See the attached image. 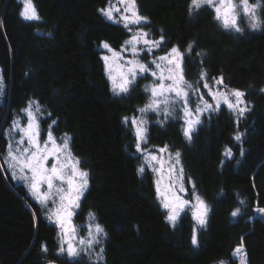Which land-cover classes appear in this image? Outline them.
<instances>
[{
	"label": "trees",
	"instance_id": "obj_1",
	"mask_svg": "<svg viewBox=\"0 0 264 264\" xmlns=\"http://www.w3.org/2000/svg\"><path fill=\"white\" fill-rule=\"evenodd\" d=\"M112 1L31 0L39 19H27L24 0H0V264H239L233 252L241 245L247 264H264V213L258 211L264 209V26L252 29L241 12L237 33L224 29L208 6L190 15V0H136L148 19L144 28L155 39L164 35L163 52L175 46L184 53L190 82L202 72L209 80L222 76L224 86L246 94L243 117L221 106L203 116L190 141L181 117L150 120L147 143L179 151L190 194L208 204L203 226L190 210L173 226L155 174L136 151L131 123L149 101V78L116 95L106 71L103 44L120 49L132 35L104 15ZM30 101L42 109V133L51 125L55 136L69 134L89 173L75 220L83 232L84 222H96L105 235L77 261L59 254L58 226L5 163L8 129ZM194 229L198 247L191 243Z\"/></svg>",
	"mask_w": 264,
	"mask_h": 264
},
{
	"label": "snow or ice",
	"instance_id": "obj_2",
	"mask_svg": "<svg viewBox=\"0 0 264 264\" xmlns=\"http://www.w3.org/2000/svg\"><path fill=\"white\" fill-rule=\"evenodd\" d=\"M24 3L25 9L22 15L27 19H39L31 0H24ZM117 5H122L123 10H121V7L111 4L107 10H102L107 19L114 23H122L123 27L129 32L133 31L132 26L138 27H136L135 34L131 35L130 39L126 40L122 46V51H130L132 58L125 61L127 70L121 71L118 79L111 75L112 65L108 63L109 57H103L106 71L109 72V79L112 81L114 94H128L137 76L149 73L152 65H154L157 71H151V75L155 80L150 89L148 87L145 89V91L150 90V100L144 107L139 109L140 113L145 114L151 111L158 115L162 114L164 120H168L176 118L175 113L178 111L176 105L181 104L179 111L183 113L182 119L184 120L182 131L185 139L189 141L192 139V135L196 131L197 126L202 122L201 115L204 112L217 111L221 104L226 105L230 110L236 112L238 118L243 117L244 113L248 111L244 100L246 94L238 89H228L226 85L224 86V90H220L217 87L213 91L212 87L205 82L203 87L208 89L207 95L211 96L214 101V103H210L204 98L203 93H199L198 88H194L192 84L185 80L182 66L184 53L177 47H172L165 55L154 58L148 64L141 62L138 59L141 52L150 54L154 49H159L164 43V35L162 34L159 39H154L151 38L150 32L144 30V27L148 24V19L139 14L136 0H117ZM203 6H208L213 9L215 13L214 18L226 30L237 33L241 31L238 23L241 9L243 16L247 18L252 29H258L264 26V19L257 14V9L261 8L260 0H257L256 3H250V0H240L239 6L234 3V0H190L189 14L191 15L193 11L200 10ZM114 13L120 14L118 19L114 16ZM103 47L112 52L113 61L124 59L120 52L112 50L107 43H104ZM192 50L193 45L190 44L187 52H191ZM205 76L206 73L202 72L201 79H204ZM213 80L216 85L223 84L222 76L219 79L213 78ZM2 90V87H0V92ZM190 90L199 93V103H197L195 108L190 107ZM261 91H264V89H261ZM22 112L26 114L27 124L22 126L19 119L13 121V127L7 134L9 137L12 136L13 132H19L21 135L20 139L16 140L15 143L11 139L9 140L5 163H7L10 169L19 167L22 173L27 170V173L31 174L30 176L25 174L21 179L30 180L31 191L41 203H46L50 199L58 197L59 206L54 214L64 237L61 241L59 254L64 255L66 253L70 260L77 261L80 253L85 248H79L73 242L76 236V228L70 223V220L74 214V209L79 207L80 198L88 187L89 173L79 167V159L72 155L69 146L71 137L67 136V134L63 137L62 143H57L50 125L49 131L47 132V139L41 141L39 120L36 115L40 112V105L38 103L30 101L28 106L22 109ZM124 122H128L127 117L124 118ZM55 123L53 121V124ZM131 123L135 127L136 151L145 153V162L152 167L154 172H159L162 176L165 161L159 155L153 154L141 146L142 142L144 144L147 143V128L145 126L147 121L143 118L138 119L133 117ZM160 123H163V121H160ZM242 135V133H237L235 140L240 141ZM166 151L167 145L159 149V152ZM243 154V150H241V155ZM180 155L179 151L175 152L173 164V157L169 154L167 171L170 179L163 191L160 187L161 180L157 179L156 181L158 198H162L161 203L168 210L166 218L173 226L176 225L181 211L190 203L177 194V190L171 182V175L175 170V165L180 164ZM225 155L231 156V150H226ZM156 165H159V168ZM144 170V167L139 168V172L141 173ZM13 176L15 178V172H13ZM179 178L181 180L183 178L182 167L179 169ZM42 185L47 186V191H41ZM184 191L185 189L181 183L178 192ZM195 199L197 203L193 205L196 209L193 212V216L198 224L203 226L206 223L207 205L198 195L195 196ZM258 211L264 213V209H258ZM239 213L240 209L236 208L232 211L231 215L236 217ZM89 215L94 221V215L91 213ZM88 231V237L80 238L78 243L84 245L87 249H92L94 245L100 243V237L105 235V233L103 227L98 223L90 224ZM191 243L194 247H198V238L195 229L192 233ZM43 250L47 251V248L45 247ZM102 252L103 249H101ZM233 255L240 258V264H247V256L243 251L242 245L234 250ZM99 258L103 259L102 255ZM220 264H225V262L221 261Z\"/></svg>",
	"mask_w": 264,
	"mask_h": 264
},
{
	"label": "rangeland",
	"instance_id": "obj_3",
	"mask_svg": "<svg viewBox=\"0 0 264 264\" xmlns=\"http://www.w3.org/2000/svg\"><path fill=\"white\" fill-rule=\"evenodd\" d=\"M234 3L237 5V6H239L240 5V0H234ZM111 5H116V6H118V7H121V10H123V6L122 5H117V0H113L112 1V3H110ZM33 5V4H32ZM34 6V5H33ZM136 6H137V9H138V5H137V2H136ZM110 7V5L107 7V9ZM24 9H25V4H24V7H23V11H24ZM106 9V10H107ZM138 11H139V9H138ZM241 12H242V9H241ZM139 14L141 15V13H140V11H139ZM119 13H114V16L118 19L119 18ZM141 16H143V15H141ZM240 18V17H239ZM239 20V19H238ZM133 27V31H132V35L133 34H135V31H136V27H138V26H132ZM144 30L145 31H148L146 28H144ZM151 38H153L152 36H151ZM155 39V38H154ZM110 46V45H109ZM104 48V47H103ZM110 48L112 49V50H114V51H116V52H120L121 53V55H122V57L124 58V59H122V60H117V61H113V59H112V52L111 51H109L108 49H106V48H104V57L105 56H107V57H109V61H108V63L110 64V65H112V67H111V75L112 76H115V77H117V79L119 78V73L121 72V71H126L127 70V66H126V64H125V61L127 60V59H131L132 58V54H131V52L130 51H122V47L120 48V49H114V48H112L111 46H110ZM172 48V47H171ZM171 48H168L165 52H163L164 50H162L163 49V47H160L159 49H154L153 50V52L152 53H150V54H145L144 52H141V54H140V56L138 57V59H140L141 60V62H143V63H146V64H148V63H150L154 58H156V57H159V56H162V55H165ZM178 48V47H177ZM179 49V48H178ZM180 50V49H179ZM181 51V50H180ZM182 52V51H181ZM183 53V52H182ZM183 72H184V59H183ZM151 71H157L156 69H155V66L154 65H152V67H151ZM151 71L149 72V73H145V74H141V75H138L137 76V78H136V80L139 78V77H147V78H149V80H148V82H147V84H146V87H148L149 89L151 88V86H152V84H153V82H154V80H155V78L151 75ZM107 74H108V77H109V72L107 71ZM158 75H159V73H157ZM184 78H185V80L188 82V83H190V84H192L193 86H194V88H198L199 89V93H203L204 94V98L206 99V100H208L210 103H214V101L212 100V97L211 96H209V95H207V92H208V89H205L204 87H203V85H204V83L205 82H207L208 84H209V86L210 87H212V89H213V91H215L216 89H217V87H219L220 88V90H224V85L222 84V85H216L215 83H214V80L213 79H208V78H206V76L204 77V79H200L197 83H195V84H193L192 82H190L187 78H186V76H185V73H184ZM111 81V80H110ZM111 83H112V81H111ZM0 87H3V84H2V82H1V80H0ZM228 88V87H227ZM228 89H232V88H228ZM239 90V89H238ZM241 91V90H240ZM199 93H197V92H195V91H192V90H190V107H192V108H195V106L197 105V103H199V100H198V95H199ZM149 100H150V90H149ZM244 100H245V102H246V105H247V101H246V99H245V97H244ZM149 102V101H148ZM147 102V103H148ZM146 103V104H147ZM145 104V105H146ZM144 105V106H145ZM28 106V105H27ZM26 106V107H27ZM143 106V107H144ZM202 106V105H201ZM221 106H226V105H224V104H221ZM220 106V107H221ZM25 107V108H26ZM176 107H177V109H178V111L175 113V116H179V117H181L182 118V116H183V113L182 112H180L179 111V108L181 107V104H177L176 105ZM227 107V106H226ZM142 108V107H141ZM24 109V108H23ZM206 113H208V112H204L202 115H201V121H202V118H203V116L206 114ZM37 115V117H38V120H39V127H40V132H41V141H43V140H46L47 139V132L49 131V130H47V132L46 133H42V128H41V116H42V109L40 108V112L39 113H37L36 114ZM134 117H136V118H138V119H140V118H143V119H145L146 121H147V124L145 125L146 126V128H148V124H149V122H150V120L153 118V117H155L156 119H159L160 117H163V115L162 114H160V115H158L157 113H155V112H151V111H149V112H147V113H145V114H142V113H140V112H138V114L136 115V116H134ZM17 119H19L20 121H21V125L22 126H24V125H26L27 124V118H26V114L24 113V112H22L21 111V114L19 115V116H16L14 119H13V121L14 120H17ZM131 120H132V118H131ZM13 121H12V123H11V126H10V128L8 129V132H9V130H11L12 129V127H13ZM198 127V126H197ZM134 130H135V127H134ZM148 130V129H147ZM52 134H53V132H52ZM20 133L19 132H13L12 133V136L11 137H9V135L7 134L6 135V138H7V145H8V143H9V140L11 139L12 140V142L13 143H15V141L16 140H18V139H20ZM53 136L56 138V140H57V143H62L63 142V137L65 136H61V137H57V136H55V134H53ZM67 136H69L70 137V135L69 134H67ZM26 146V145H25ZM69 146H70V142H69ZM141 146H142V148H145V149H147L148 151H150V152H152L153 154H157V155H159L164 161H165V167H164V172H163V175L161 176V173H159V172H154L153 170H152V167H150L146 162H145V153H140L141 154V158H142V162H143V166L145 167H148V168H150L153 172H154V174H155V177H156V181H157V179H160L161 180V184H160V187H161V190L163 191L165 188H166V186L168 185V183H169V174H168V171H167V169H168V163H167V161H168V159H169V154H171L172 155V157H173V160H172V163L174 164V154H175V152H177V150H173V149H171V147L170 146H168L167 145V151L166 152H159V149H161V148H164L165 147V145L164 146H152V145H149L148 143H146V144H144L143 142H142V144H141ZM71 149V148H70ZM71 153H72V155L75 157V158H77V159H79L73 152H72V150H71ZM5 157L7 158V148H6V154H5ZM153 163H155V162H153ZM7 166V168L9 169V171H10V173H11V175H12V177L14 178V176H13V172H15V178H14V180L17 182H19V183H21V184H23L26 188H27V190L29 191L28 193H29V195H31L34 199H36L39 203H41L40 202V200H38L37 198H36V196H34L33 195V193H32V191H31V183H30V180H26V179H21V177L22 176H24L25 174H27L28 176H30L31 174L30 173H27V170H25V172L24 173H22L21 171H20V168L19 167H16L15 169H10L9 167H8V165H6ZM79 167L82 169V170H84L82 167H81V165H79ZM156 167L157 168H159V165H156ZM183 168V163H182V160H181V155H180V164L179 165H175V170L173 171V173H172V175H171V182L174 184V186H175V189L177 190V194L178 195H180L183 199H185V200H188L190 203L187 205V206H185V208H184V210L183 211H181V213H180V216H181V214L184 212V211H186V210H190L191 212H192V214H193V212L196 210L194 207H193V205H195L197 202H196V199H195V196H197L196 194H190V192H189V189H188V184H190V187L192 188V183H190L191 182V180H188V178L186 177V175H185V171H184V168H183V178H182V180L179 178V169L180 168ZM85 171V170H84ZM17 182V183H18ZM58 183V182H57ZM88 183H89V176H88ZM181 183L183 184V187H184V189H185V191L184 192H178V189H179V187H180V185H181ZM157 186V185H156ZM66 187V186H65ZM189 187V188H190ZM41 191L43 192V191H47V186L46 185H42L41 186ZM86 191V190H85ZM85 191H84V193H85ZM84 193H83V195H84ZM82 198V197H81ZM81 198H80V201H81ZM201 198V197H200ZM161 200H162V198H160ZM202 199V198H201ZM203 201H204V203L207 205V209H208V204H207V202L204 200V199H202ZM80 203V202H79ZM43 205V206H42ZM58 206H59V200H58V197H55V198H53V199H50L49 201H47L46 203H41V208H42V210H44L43 208H45L46 209V215H47V217H49L50 218V220H52L57 226H58V228H59V233H60V238L61 239H63L64 237H63V234H62V232H61V229H60V227H59V225H58V223H57V219H56V216H55V211H56V209L58 208ZM78 208H76V209H74V214H73V216L71 217V220H70V223L73 225V226H75V228H76V236H75V238H74V243L76 244V246L77 247H79V248H86L84 245H80L79 243H78V240L80 239V238H87L88 237V235H89V231H88V226L90 225V224H95L96 222H84L83 224H84V227H86V231L85 232H83L82 230H80V228H79V224L77 223V221L75 220V212H76V210H77ZM167 210V209H166ZM167 212H168V210H167ZM207 214H208V210H207ZM179 216V217H180ZM179 217H178V219H179ZM207 217V216H206ZM177 219V220H178ZM196 220V219H195ZM197 222V221H196ZM198 223V222H197ZM243 251H244V249H243ZM92 253V252H91ZM244 253H245V251H244ZM234 256V255H233ZM236 259H238V261H239V264H240V258L238 257V256H234ZM92 260V259H91Z\"/></svg>",
	"mask_w": 264,
	"mask_h": 264
},
{
	"label": "water",
	"instance_id": "obj_4",
	"mask_svg": "<svg viewBox=\"0 0 264 264\" xmlns=\"http://www.w3.org/2000/svg\"><path fill=\"white\" fill-rule=\"evenodd\" d=\"M46 264H62V263H59V262H57V261H50V262H48V263H46Z\"/></svg>",
	"mask_w": 264,
	"mask_h": 264
}]
</instances>
